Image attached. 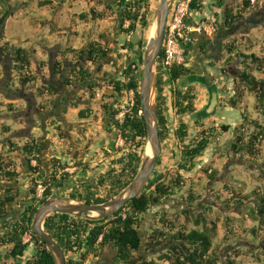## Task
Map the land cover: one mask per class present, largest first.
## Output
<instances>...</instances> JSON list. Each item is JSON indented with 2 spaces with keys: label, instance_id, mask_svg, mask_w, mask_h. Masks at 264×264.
<instances>
[{
  "label": "trees",
  "instance_id": "16d2710c",
  "mask_svg": "<svg viewBox=\"0 0 264 264\" xmlns=\"http://www.w3.org/2000/svg\"><path fill=\"white\" fill-rule=\"evenodd\" d=\"M51 1L54 0H40L38 5L43 6ZM87 1L94 5L89 11L79 14L81 20L86 19L88 14L93 20L104 19L105 9L112 11L114 7L104 0ZM262 1L239 0L235 5L227 6L224 9L223 31L227 32L236 22L248 19L249 15L258 12ZM150 2L151 0L116 1L115 5L119 7L120 12V17L117 19L119 26L117 34H124L127 37L140 29V36L135 43L132 39H126L121 45V48L128 52L129 62L122 68L117 79L107 83L94 79L101 74L99 72L103 70V64L116 67L118 62L114 47L102 43L104 33L99 34V39L90 40L85 47L80 49L68 47L65 50L66 54L74 55L76 65L67 66L64 62L66 61L64 53H61L64 57L53 64L52 72L61 76L63 85L85 84L89 102L98 100L102 103L103 108L110 112V127L114 128L116 136L123 140V146L119 148L120 155L112 157L106 171L97 177L85 176L89 164L82 158L85 156L84 153L72 154L71 161L76 168L75 172H81L83 175L76 179L68 197L88 204L104 203L126 187L140 168L147 144L144 118L142 114H138L141 110L138 87L142 74L143 54L136 57L130 52L144 50L146 44L144 32L150 25ZM12 4V0H0V26L7 16L11 15L9 8ZM99 5L103 6V9H98ZM191 8L201 12L203 0H193ZM217 32L216 27L215 34ZM239 44L235 40L224 44L227 57L222 60L221 74L229 71L230 66L238 60L241 68L236 69L238 79L235 80L232 94L222 99L223 103L220 106L240 110L241 121L235 129V137L230 148L232 155H244L248 161L264 168V153L260 149L264 145V54L246 52ZM204 47L203 44L200 48L204 49ZM34 50L13 47L10 51L19 81L28 89H36L40 97L57 96L59 92L62 93L63 85L48 84L35 87L36 76L31 72ZM1 51L3 53L4 46L1 47ZM162 53L161 49L156 60L155 90L159 137L163 142L171 133L166 115V108L169 106L175 117L179 119L172 132L179 151L176 172L172 173L169 179L154 183L151 191L143 190L111 216L86 219L66 213H52L46 217L44 229L63 250L66 264H85L87 260L98 257L108 248L114 251L120 264H220L222 245L232 240L250 242L253 247L248 244L245 249L254 261L245 262L242 260L241 249L234 248L226 255L225 264H264V246H261L264 240V193L259 189H253L242 194L228 188L227 185H224V188L231 190L229 196L222 198L216 195L213 206L202 203L190 186L186 196L182 197L186 207L174 213L164 209L156 213V225L150 229L141 249L139 228L142 215L152 205H164L167 199L174 198L185 185L183 173L193 170L197 159L203 154L214 134L216 132L225 134L230 128L227 124L216 126L208 125L202 120H194L192 123L185 120L187 116L197 111V96L193 87L181 89L177 83L182 78L195 73L188 67L186 59L181 64L163 69ZM187 53L188 50L185 56ZM104 72V75H108L107 71ZM90 78L93 79L89 81ZM104 84L108 88L103 90L100 99H96L97 90L100 87L102 89ZM167 86L169 99L165 93ZM131 89L135 92V105L130 112L123 115L121 120L116 119L115 116L120 108L111 106L107 99L124 97ZM249 95L254 98V110L257 114L254 118L246 115L242 107ZM45 105L42 103V109L46 108ZM9 108L14 110L12 105H9ZM90 111L88 108L80 109L77 113L78 117L88 118L91 116ZM52 122L59 137L65 138L66 132L63 127L55 125L54 120ZM191 128H194L192 134ZM7 129V126H3V131ZM41 138L31 136V139L22 145L8 141L9 148L6 152L20 154L28 163L29 197L24 201L26 208L18 218L0 223V249L5 248L0 257V264H16L29 250L31 253L25 257L23 264H55L45 242L32 231V221L38 206L53 196L54 186L68 181L75 173L65 171L69 163L62 162L54 154L48 160L42 157L46 145ZM6 152H0V217L8 216L7 206L19 194L14 185H4L7 182H16L15 179L19 174L13 168V163L5 159ZM33 160L36 161L35 165L31 164ZM160 163L161 160L157 164ZM43 165L46 168H43ZM210 170V172L208 169L205 171L209 179H212L217 171ZM39 187L40 196H38ZM215 209L218 210V214ZM223 210H238V216L233 217L226 213L223 221H220ZM247 220L249 223L246 225ZM219 224L224 230L223 241L216 244ZM26 234L30 238L24 242L23 238ZM141 250L147 252L148 257H142Z\"/></svg>",
  "mask_w": 264,
  "mask_h": 264
},
{
  "label": "rangeland",
  "instance_id": "374dc122",
  "mask_svg": "<svg viewBox=\"0 0 264 264\" xmlns=\"http://www.w3.org/2000/svg\"><path fill=\"white\" fill-rule=\"evenodd\" d=\"M39 1L12 0L13 4L9 8L11 15H8L0 26V152L8 150V141L10 140L22 145L29 141L31 136L43 137L41 141L43 144L46 143V150H44L42 157L48 160L54 154L62 162L69 163V167L65 171L75 173L68 181L54 186L53 195L67 196L76 179L83 175L81 172H75L76 168L71 161L72 154L74 152L84 153L85 156H82V158L89 164L85 176L97 177V175L106 171L112 157L120 155L121 151L119 148L123 146V140L118 138L114 128L110 127V112L103 108L102 103L98 100L89 102L85 84L63 85L61 76L54 75L52 72L53 64L56 60H61L64 57L61 53H64L66 55V61L64 62L70 66L76 65L74 55L66 54L65 50L68 47L74 49L85 47L90 40L99 39V34L104 33L102 43L114 47L118 62L116 67L103 64L104 68L99 72L101 74L97 75L99 77H109V81H103L101 78L95 80L104 83L113 81L119 77L122 68L129 62L128 52L121 48L127 37L124 34H117L119 30L117 19L120 17V12L119 7L115 5L116 3L111 4L114 6L112 11L105 9L106 17L104 19L93 20L88 14L86 19L81 20L79 19V14L89 11L90 7L94 5L93 3L87 0H54L49 4L39 6ZM112 1L116 2V0ZM158 1L151 0L150 2V25L144 32L146 42L151 31L152 19ZM260 6L261 9L258 12L249 15L248 19L236 22L235 26L227 32H221L218 35L214 33L211 38L209 37L211 39L210 43L206 44L204 49L199 47L198 52L195 54H190V51L187 53L185 59L188 61V67L195 74L203 76L205 79L204 84L206 85L198 81H190L188 78L190 75L179 80L177 85L181 89L188 86L194 88L198 110L207 102L208 86L215 84L220 96L217 111L212 117L200 120L205 121L208 125L219 126L227 124L230 128L225 134L218 132L214 134L203 154L197 159L193 170L183 173L185 185L174 198L167 199L164 205H152L142 215L139 228L141 249H143L150 229L156 225V213L161 209L174 213L186 207L182 197L186 196L190 186L193 187L195 195L200 197L202 203L211 206H213V201H216V195L222 198L229 196L231 190H226L224 185L242 194L248 193L253 189H259L261 193H264V168L248 161L244 155L233 156L230 151L235 137V129L241 121L240 110L220 106L223 103L221 102L222 99L232 94L235 80L238 79L236 69L241 68L238 60L230 66L229 71L223 75L221 74L222 60L227 57L224 44L235 40L240 43V48L246 52L252 51L261 55L264 54V0L260 3ZM97 8L101 10L103 6L99 5ZM214 25L216 28L215 23ZM139 36L140 29L131 35L130 39L134 40L135 43ZM2 46H4L3 53L1 51ZM13 47L35 49L31 66V72L36 76L35 87L48 84L63 85L62 93L59 92L57 96L52 98L47 95L40 97L36 89H28L21 84L13 67L15 62L10 55ZM130 54L136 56L137 53L132 50ZM92 67L95 68L94 66ZM104 71H107L108 75H104ZM102 87V89L100 87L97 90L96 99H100L103 90L108 88L105 84ZM168 90L169 87L167 86L165 89L167 99H169ZM66 98H69V103L65 101ZM124 98L125 96L113 97V99L110 98L107 101L110 102L111 106L120 108V105L124 104ZM42 103L46 104L45 109H42ZM34 104L35 106H33ZM9 105H12L14 110H10ZM28 107L33 108L37 112L33 114L37 128L32 125L34 122H31V115L28 116ZM242 107L246 111V115L253 118L256 117L253 96H247V102L242 104ZM85 108L91 110V116L84 119L79 118L78 111ZM192 114L185 118L188 123L194 121ZM166 115L169 119L171 133L161 142L162 150L159 157L161 163L156 165L150 176L146 184V191H151L154 183L169 179L172 173L177 170L179 151L172 132L179 123V119L175 117L169 106L166 108ZM52 120L55 121V125L63 127L66 132L65 138L59 137L58 131L52 125ZM3 126H7L8 129L3 131ZM193 130L194 128H191V134ZM260 149L264 153V145ZM5 159L11 161L13 168L19 173L15 179L16 182H7V185H14L19 191V197L16 200H28L29 178L27 176V161L20 154L7 152ZM35 163V160L31 162L32 165H35ZM43 168H46V166L43 165ZM206 169L209 172L211 171L210 169L217 171L212 179H209ZM38 193H41L40 187L38 188ZM250 203L252 202L250 201ZM214 211L218 214L217 209ZM237 211L223 210L222 216L219 213L220 221H223L226 213L237 217ZM247 223H249V220L245 224L247 225ZM223 234L224 230L222 225L219 224L218 235L215 238L216 244L222 243ZM248 244L253 247L250 242L245 240H232L228 244H223L220 264L226 263V255L234 248L241 249L242 260L245 262L254 261L252 256L246 252L245 248ZM261 246H264V240ZM4 251L5 248L0 249V257H2ZM105 252H107V257L111 259L108 264H120L113 250L108 248ZM30 253L31 251L26 252V255L16 264H23L25 257ZM140 254L142 257H148V253L144 250H141Z\"/></svg>",
  "mask_w": 264,
  "mask_h": 264
},
{
  "label": "water",
  "instance_id": "95a60500",
  "mask_svg": "<svg viewBox=\"0 0 264 264\" xmlns=\"http://www.w3.org/2000/svg\"><path fill=\"white\" fill-rule=\"evenodd\" d=\"M173 1H158L152 19L153 32L148 37L143 52L142 74L138 90L142 115L146 125L149 153L145 151L140 168L132 181L118 194L104 203L88 204L68 196L53 195L38 206L32 221V231L45 242L46 248L51 253L55 264H66V257L59 244L44 229V221L48 215L66 213L86 219H101L111 216L124 207L130 199L138 196L143 191L158 163L162 145L159 137L156 107V60L162 48L166 23ZM104 2L116 3L112 0H104ZM99 78L103 79V81H109V77H94L96 80H99ZM188 78L190 81L194 80L203 84L205 80L203 76L197 74L190 75ZM91 80L90 78L89 81ZM219 103L218 88L215 84H210L208 86L207 102L192 114V119L200 120L212 117L216 113ZM11 219L12 216L0 217V223Z\"/></svg>",
  "mask_w": 264,
  "mask_h": 264
},
{
  "label": "built area",
  "instance_id": "2783aa9c",
  "mask_svg": "<svg viewBox=\"0 0 264 264\" xmlns=\"http://www.w3.org/2000/svg\"><path fill=\"white\" fill-rule=\"evenodd\" d=\"M117 1V0H116ZM193 0H174L168 15L165 35L162 44L161 64L163 69L174 64H181L185 61V52L190 45H193L197 36L211 37L215 33L213 22L201 18L196 21L191 20V15L197 13L191 8ZM127 25V23L125 24ZM131 35L127 36L129 40ZM124 104L120 105V110L115 118L121 120L125 113L130 112L135 105V92L131 89L125 94ZM142 114V110L138 111ZM41 193H38L40 196ZM30 236L26 234L23 241H28Z\"/></svg>",
  "mask_w": 264,
  "mask_h": 264
},
{
  "label": "crops",
  "instance_id": "0c3cea01",
  "mask_svg": "<svg viewBox=\"0 0 264 264\" xmlns=\"http://www.w3.org/2000/svg\"><path fill=\"white\" fill-rule=\"evenodd\" d=\"M238 2H239V0H207V1L203 0V8H202L201 12L193 13L191 15V20L196 21V20H199L201 18L207 19L208 21H211V22L216 24L217 31H218L216 35L220 34L221 32L224 33L225 32V31H223V25H224V20H225L224 9L227 6L235 5ZM210 38H206L202 35L197 36L196 42L193 45H190L188 47V52L190 51V54H195L196 52H198L199 47H201L203 44L208 45L210 43V40H211ZM136 53H137L136 57H138L139 55L143 54V50H140L139 52L136 51ZM33 106H35V104ZM27 112H28V116L31 115V117H30L32 119L31 122L32 121L34 122V115L33 114L37 113L36 110H33V108L28 107ZM60 112H62V111H60ZM32 125L37 128V125L35 124V122L32 123ZM42 139H43V137H42ZM45 145H46V143H45ZM109 261H111V259H109L107 257V252L104 251L98 257L87 260L85 262V264H108Z\"/></svg>",
  "mask_w": 264,
  "mask_h": 264
},
{
  "label": "flooded vegetation",
  "instance_id": "af4514ba",
  "mask_svg": "<svg viewBox=\"0 0 264 264\" xmlns=\"http://www.w3.org/2000/svg\"><path fill=\"white\" fill-rule=\"evenodd\" d=\"M67 65V64H66ZM67 66H70V65H67ZM96 77V76H95ZM91 79H93V78H91ZM61 82H64V81H61ZM66 102H68L69 101V98H66V100H65ZM71 102V101H70ZM69 103V102H68ZM7 183H5L4 185H6ZM147 187V185L145 186V188ZM144 188V189H145ZM143 189V190H144ZM19 197V194H18V196L15 198V199H13L9 204H8V206H7V209H8V212H9V214H8V216H12V219L10 220V221H12V220H14V219H16V218H18L19 217V215L24 211V209L26 208L25 206H26V204H24V201L25 200H16L17 198Z\"/></svg>",
  "mask_w": 264,
  "mask_h": 264
},
{
  "label": "bare ground",
  "instance_id": "6f19581e",
  "mask_svg": "<svg viewBox=\"0 0 264 264\" xmlns=\"http://www.w3.org/2000/svg\"><path fill=\"white\" fill-rule=\"evenodd\" d=\"M152 32H153V28H152V26H151V31H150V33H149V36L152 34ZM146 153H149V147L147 146V148H146Z\"/></svg>",
  "mask_w": 264,
  "mask_h": 264
}]
</instances>
